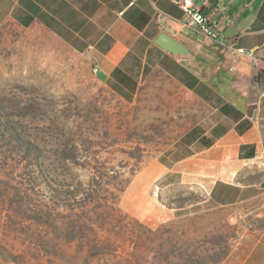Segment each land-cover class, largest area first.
Wrapping results in <instances>:
<instances>
[{"label":"crops","instance_id":"crops-1","mask_svg":"<svg viewBox=\"0 0 264 264\" xmlns=\"http://www.w3.org/2000/svg\"><path fill=\"white\" fill-rule=\"evenodd\" d=\"M178 1L0 0V23L32 32L73 82L78 56L93 81L134 106L143 165L134 180L147 182L153 202L154 187L201 190L194 213L216 210L237 228L218 264H264V76L226 47L264 44V0H192L217 22L218 39L183 24ZM162 32L184 51L160 46Z\"/></svg>","mask_w":264,"mask_h":264},{"label":"rangeland","instance_id":"rangeland-1","mask_svg":"<svg viewBox=\"0 0 264 264\" xmlns=\"http://www.w3.org/2000/svg\"><path fill=\"white\" fill-rule=\"evenodd\" d=\"M52 63L32 32L0 23V264L220 263L236 226L194 213V186L147 199L134 106L78 56L74 82Z\"/></svg>","mask_w":264,"mask_h":264},{"label":"built area","instance_id":"built-area-1","mask_svg":"<svg viewBox=\"0 0 264 264\" xmlns=\"http://www.w3.org/2000/svg\"><path fill=\"white\" fill-rule=\"evenodd\" d=\"M178 4L184 10L188 22L183 24L194 25L199 30L203 31L207 36L218 39L221 35L220 30L217 28L216 21H211L207 15L200 9L194 6L192 0H179ZM166 13L163 10H159V22L161 25L166 23ZM227 51L236 58L240 55H246L250 57L255 67H258L264 71V44L257 50L251 51L243 47L237 46L234 43L226 45ZM237 66L233 64L230 66V70L234 71Z\"/></svg>","mask_w":264,"mask_h":264},{"label":"water","instance_id":"water-1","mask_svg":"<svg viewBox=\"0 0 264 264\" xmlns=\"http://www.w3.org/2000/svg\"><path fill=\"white\" fill-rule=\"evenodd\" d=\"M233 30V27H231L227 33L229 34H225V36H233L234 34L231 33V31ZM231 33V34H230ZM157 43L160 46H167L170 47L171 50H176V51H184L183 46L180 44L179 41H177L172 35H170L167 32H162L157 40ZM263 76H264V71H262ZM263 88H264V78H263Z\"/></svg>","mask_w":264,"mask_h":264}]
</instances>
